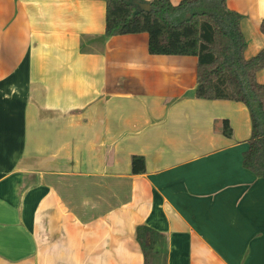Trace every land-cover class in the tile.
<instances>
[{
	"label": "crops",
	"instance_id": "1",
	"mask_svg": "<svg viewBox=\"0 0 264 264\" xmlns=\"http://www.w3.org/2000/svg\"><path fill=\"white\" fill-rule=\"evenodd\" d=\"M227 4L252 58L264 0ZM148 44L106 35L104 0H0V264H146L140 225L164 264H264L248 107L196 97L198 58Z\"/></svg>",
	"mask_w": 264,
	"mask_h": 264
},
{
	"label": "trees",
	"instance_id": "2",
	"mask_svg": "<svg viewBox=\"0 0 264 264\" xmlns=\"http://www.w3.org/2000/svg\"><path fill=\"white\" fill-rule=\"evenodd\" d=\"M104 1L107 36L147 32L150 54L196 56V97L234 100L248 107L252 135L243 164L264 179V83L257 79L264 68V49L246 58L242 14L229 8L227 0H181L177 4L152 0L150 10L138 8L133 0ZM223 132L232 136L228 120H224ZM145 169V158L134 155L132 172ZM137 239L146 264H151L152 255H167L166 237L157 230L140 225Z\"/></svg>",
	"mask_w": 264,
	"mask_h": 264
},
{
	"label": "water",
	"instance_id": "3",
	"mask_svg": "<svg viewBox=\"0 0 264 264\" xmlns=\"http://www.w3.org/2000/svg\"><path fill=\"white\" fill-rule=\"evenodd\" d=\"M133 3L138 6V8L143 9V10H150L151 4L149 2H144V1H138V0H133Z\"/></svg>",
	"mask_w": 264,
	"mask_h": 264
},
{
	"label": "rangeland",
	"instance_id": "4",
	"mask_svg": "<svg viewBox=\"0 0 264 264\" xmlns=\"http://www.w3.org/2000/svg\"><path fill=\"white\" fill-rule=\"evenodd\" d=\"M151 260H152L153 264H164L165 257H164L163 254L159 255L157 257L152 255V259Z\"/></svg>",
	"mask_w": 264,
	"mask_h": 264
}]
</instances>
